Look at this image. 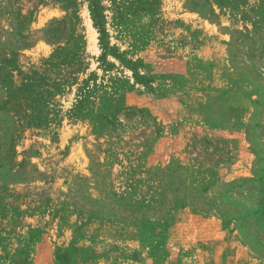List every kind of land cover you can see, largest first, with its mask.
<instances>
[{
    "label": "rangeland",
    "instance_id": "1",
    "mask_svg": "<svg viewBox=\"0 0 264 264\" xmlns=\"http://www.w3.org/2000/svg\"><path fill=\"white\" fill-rule=\"evenodd\" d=\"M90 1L0 0V264H264V0Z\"/></svg>",
    "mask_w": 264,
    "mask_h": 264
},
{
    "label": "trees",
    "instance_id": "2",
    "mask_svg": "<svg viewBox=\"0 0 264 264\" xmlns=\"http://www.w3.org/2000/svg\"><path fill=\"white\" fill-rule=\"evenodd\" d=\"M208 3H211L209 0H206ZM212 6V4H211ZM90 9H91V14H92V18L95 21V25H97L100 28V31L102 32L104 29V26L102 24V22L100 21L101 18L103 17L102 13H101V5L99 0H91L90 1ZM213 10V7H212ZM202 13V12H201ZM204 14V13H203ZM9 129H11V126L9 127ZM12 130V129H11ZM11 134V132L8 133V138L9 135ZM11 136V135H10ZM261 207H264V204H260Z\"/></svg>",
    "mask_w": 264,
    "mask_h": 264
}]
</instances>
